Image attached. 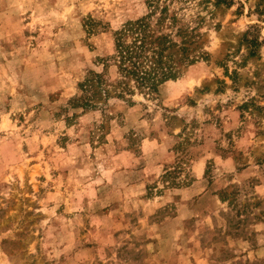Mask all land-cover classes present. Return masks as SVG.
Returning <instances> with one entry per match:
<instances>
[{
    "label": "rangeland",
    "instance_id": "374dc122",
    "mask_svg": "<svg viewBox=\"0 0 264 264\" xmlns=\"http://www.w3.org/2000/svg\"><path fill=\"white\" fill-rule=\"evenodd\" d=\"M164 7L175 77L80 106ZM0 264H264V0H0Z\"/></svg>",
    "mask_w": 264,
    "mask_h": 264
},
{
    "label": "trees",
    "instance_id": "16d2710c",
    "mask_svg": "<svg viewBox=\"0 0 264 264\" xmlns=\"http://www.w3.org/2000/svg\"><path fill=\"white\" fill-rule=\"evenodd\" d=\"M151 12L126 22L116 33L114 52L109 57L115 75L107 79L103 73L90 72L80 83L82 94L77 98L80 106L104 107L110 98L125 99L135 92L155 91L161 82L175 77L188 50L185 46L188 30L183 27L174 30L177 19L167 16L165 7L154 21ZM164 26L171 27V31H163Z\"/></svg>",
    "mask_w": 264,
    "mask_h": 264
}]
</instances>
